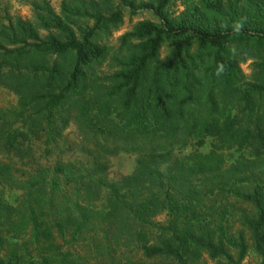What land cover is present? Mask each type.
Instances as JSON below:
<instances>
[{"label":"trees","instance_id":"1","mask_svg":"<svg viewBox=\"0 0 264 264\" xmlns=\"http://www.w3.org/2000/svg\"><path fill=\"white\" fill-rule=\"evenodd\" d=\"M76 1L0 24V88L18 95L0 107V264L264 259V0ZM121 7L156 21L113 47ZM71 124L88 159L50 162ZM122 153L136 168L112 180Z\"/></svg>","mask_w":264,"mask_h":264},{"label":"rangeland","instance_id":"2","mask_svg":"<svg viewBox=\"0 0 264 264\" xmlns=\"http://www.w3.org/2000/svg\"><path fill=\"white\" fill-rule=\"evenodd\" d=\"M63 1L73 3L75 0H0V24L7 23L8 17H10L12 20H15L16 18H23L36 23L35 13L33 11L34 3L47 2L57 12H60ZM96 1H98V6L102 9H104L105 7H116L120 5V1L117 0H112L108 6H106L107 4H102L100 0ZM75 3H78V0ZM121 8L123 9L124 13L123 22L119 26L112 28L107 35H103V41H107L113 47L119 45V37L124 33L132 30L133 26L138 21L146 19L156 21L155 17L150 12L139 13L133 16L130 14L128 8ZM177 8L179 11H181L184 7L180 3H178ZM90 24H92V22ZM39 32L42 36L47 35V32L41 28L39 29ZM164 55L165 52L163 53V56ZM251 62L252 60H248L247 62L241 64L242 71L247 75H250L252 73ZM17 103L18 95H16L11 90L0 88V107H11L12 105H16ZM64 137V140H67V144H63V149L68 150H66L63 154L58 152L55 155H51L49 158L50 162H55L57 160H62L69 163L86 161L88 157L85 156V153L82 151V145H92V142L89 141L87 137L74 124H71L67 128V130L64 132ZM209 142L210 141H208V145L206 147L202 148L203 151H207L209 149ZM70 145H72L73 148L69 149L68 147ZM240 154L241 151L238 150L225 151V156L228 163H233ZM138 157L139 155L137 153H122L116 157L111 158V166L109 169L110 178L112 180H117L122 176L130 175L136 168ZM17 196L18 193L8 192V197L12 202L17 198ZM164 218L165 215H160L156 219L159 221H163ZM207 262V264H215L212 261ZM243 264H264V259L257 256L254 252H250L249 256L246 258Z\"/></svg>","mask_w":264,"mask_h":264}]
</instances>
